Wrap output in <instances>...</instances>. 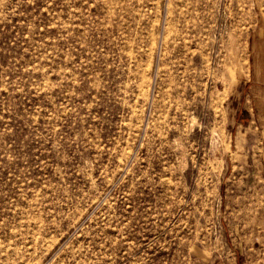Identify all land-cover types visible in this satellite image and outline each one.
Returning a JSON list of instances; mask_svg holds the SVG:
<instances>
[{"label": "rangeland", "instance_id": "obj_1", "mask_svg": "<svg viewBox=\"0 0 264 264\" xmlns=\"http://www.w3.org/2000/svg\"><path fill=\"white\" fill-rule=\"evenodd\" d=\"M260 30L264 0H0V264H264L230 125Z\"/></svg>", "mask_w": 264, "mask_h": 264}, {"label": "crops", "instance_id": "obj_2", "mask_svg": "<svg viewBox=\"0 0 264 264\" xmlns=\"http://www.w3.org/2000/svg\"><path fill=\"white\" fill-rule=\"evenodd\" d=\"M249 50H252L254 58H252V76H247L243 81L247 88L245 90L247 94L244 95L240 108L233 105L230 115L231 130L234 134L231 144V161L248 176L263 178L264 30L255 32V36L252 35L249 41ZM239 97L238 93L237 99Z\"/></svg>", "mask_w": 264, "mask_h": 264}]
</instances>
